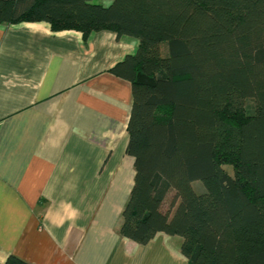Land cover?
<instances>
[{
	"label": "trees",
	"instance_id": "16d2710c",
	"mask_svg": "<svg viewBox=\"0 0 264 264\" xmlns=\"http://www.w3.org/2000/svg\"><path fill=\"white\" fill-rule=\"evenodd\" d=\"M102 1L0 0V23L138 40L110 68L132 92L119 234L179 236L187 264H264V0Z\"/></svg>",
	"mask_w": 264,
	"mask_h": 264
},
{
	"label": "crops",
	"instance_id": "0c3cea01",
	"mask_svg": "<svg viewBox=\"0 0 264 264\" xmlns=\"http://www.w3.org/2000/svg\"><path fill=\"white\" fill-rule=\"evenodd\" d=\"M108 4L109 1H102ZM138 40L0 23V263L187 264L181 238L119 234L134 183L132 92L110 71Z\"/></svg>",
	"mask_w": 264,
	"mask_h": 264
},
{
	"label": "rangeland",
	"instance_id": "374dc122",
	"mask_svg": "<svg viewBox=\"0 0 264 264\" xmlns=\"http://www.w3.org/2000/svg\"><path fill=\"white\" fill-rule=\"evenodd\" d=\"M95 2H99V0H95ZM224 168L226 169L227 172L232 173V169H231L230 166H225ZM192 187H193V189L196 192H199L200 189H204L201 181H194V182H192Z\"/></svg>",
	"mask_w": 264,
	"mask_h": 264
}]
</instances>
